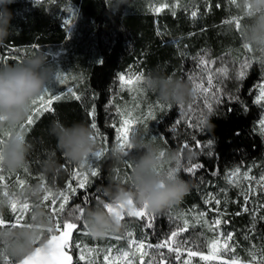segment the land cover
<instances>
[{"label":"trees","instance_id":"1","mask_svg":"<svg viewBox=\"0 0 264 264\" xmlns=\"http://www.w3.org/2000/svg\"><path fill=\"white\" fill-rule=\"evenodd\" d=\"M240 2L241 0H236L239 8L229 5L227 0H208L207 4L205 0H126L123 6H120V0H39V3L37 0H15L10 4L8 8L14 16L11 21L13 28L9 38L0 44V56L4 57L0 66H5V62L9 65L18 64L36 52H43L54 72L63 73L67 77L64 84H57L53 77L48 85L52 93L62 97L59 101H54V112L40 117L34 126L25 131L26 139L32 145L27 157L29 173L36 179L42 175L54 191L65 188L71 169L78 165L71 163L65 167L67 160L56 150V138L49 134V129L54 123L71 126L83 122L89 126L88 121L91 118L87 113L95 105L98 128L102 135L109 138V152L103 158V163L97 162L102 169V175L95 179L89 192L95 194L99 189L102 197L103 188L109 185L129 186L130 182L125 184L123 181L125 175L130 176V169H127L125 164L117 165L110 152L115 142L112 139L114 130L109 126L113 117L117 121L120 119L114 108L132 102L127 91L120 92L116 82L118 74H126L129 70L137 68L146 77L164 75L181 79L183 70H193L194 62L191 56L202 52L208 53L213 60H235L237 65L244 56L258 60L261 55L259 51L254 49L253 53H247L242 48L244 37L235 30L234 24L225 23L235 15H243ZM68 5L79 8L76 28L71 37L63 24ZM158 5L167 6L159 12L153 11ZM173 10L176 12L175 16L172 15ZM192 11L197 12V17H191ZM247 22V17L241 21L242 30ZM49 47L64 50L60 59H51L46 53ZM181 53H186V57H182ZM257 77L258 72L251 70V75L246 77L238 93L240 100L226 104L215 115H209L204 126L205 131L197 133L202 141L211 139L213 145L212 154L203 155L196 152L195 160L203 162L208 168L217 164V176L200 173L199 175L209 182L202 185L197 178L179 174L191 182L192 189L179 204L170 207L174 214L191 212L195 207L199 210L207 208L203 203V193L208 186L217 183L226 185L224 188L231 189L227 193L231 202H222L221 206L226 207L224 220L230 223H223V227L227 231L233 230L236 237L246 244L249 242L242 239V232L249 226L254 210L264 205V198L253 197L248 205V213L234 215L242 211L244 201L236 188L230 187L225 181V174L234 166L246 168L252 163H264V141L258 134L257 123L261 114L260 105L254 104L255 95H249V90L259 82ZM184 81L192 85L187 79ZM69 88L81 96L80 101L75 100L68 92ZM145 96L146 99H138L141 101L140 110L145 112L148 103L162 102L159 96L149 89ZM245 102L248 110H242ZM172 106L171 110H167V115H162L159 109H155L159 122H148L150 135L158 137L153 143L159 145L166 153L176 150L175 141L170 137L166 142L159 139L166 134V126L178 115V105ZM228 107H231L232 111H227ZM254 125L257 129L255 132ZM140 131H143L141 126ZM140 137L145 142H150L147 136L140 134ZM96 143L98 147L102 146L101 140L98 139ZM51 152L55 153V158L61 166L55 176L51 173L44 174L42 169V161ZM117 173L120 177L119 183ZM224 198L223 196L221 200ZM68 207H71V201ZM91 207L94 206L90 204L87 209ZM44 209L47 212V209ZM256 215L258 222L251 240L259 247L264 239V224L259 223V218L264 217V210L256 212ZM3 216L5 220L13 221L9 209L3 210ZM158 219V224L161 220L163 223L166 221L164 217ZM80 223L82 222L78 223L79 226ZM158 224L151 234L152 242L156 241ZM83 240L91 246L108 242L107 237H83Z\"/></svg>","mask_w":264,"mask_h":264},{"label":"snow or ice","instance_id":"2","mask_svg":"<svg viewBox=\"0 0 264 264\" xmlns=\"http://www.w3.org/2000/svg\"><path fill=\"white\" fill-rule=\"evenodd\" d=\"M37 2L39 3V0ZM227 2L229 5H236L239 8L236 0H227ZM205 3L207 4L208 0H205ZM166 6L164 5V7ZM66 10L75 15L72 9ZM153 11L159 12L160 8H155ZM250 14H252L251 5H247L243 11V15H235L233 19H228L225 23L234 24L235 30L241 37H244L241 21ZM172 15H176L175 10L172 11ZM191 17H197V12L192 11ZM71 23L70 19H64L63 24L67 31ZM242 48L247 53H253L254 51V48L247 42L242 44ZM256 50L261 54L258 60L254 61L250 57L244 56L238 65L235 60L226 58H218L216 60L206 58V52L191 56L194 62L193 70H183L181 72V79H187L192 84L193 91L197 93V96L187 105H178L177 117L166 126V134L159 137L164 142L169 137L175 141L176 150L181 154V162L175 165L169 162H162L156 170L158 175L171 179L177 174H187L188 177L197 178L202 185L209 182L205 181L203 176L199 175L200 173L217 176L219 170L217 164H213L211 168H208L203 162L185 157V153L192 151L195 153L201 152L203 155L212 154L213 141L211 139L202 141L197 133L205 131L204 126L209 115H215L221 107L240 100L238 93L246 77L251 75V70L253 69L258 72L257 79L259 83L254 84L253 88L249 90V95H255L254 104L260 105V111L264 113V48ZM186 55V53H181L182 57H186ZM3 60L4 57L0 56V62H3ZM217 64L220 66L214 68L213 66ZM145 78L146 76L143 72L137 74L133 71H129L127 74L121 73L117 76L116 82L118 83L120 92L124 93L127 91L130 100L133 102L132 107H128L127 105L116 106V115L120 119L117 121L113 117L109 126L111 130H114L112 137L115 142L114 145L118 146L125 153L132 151L130 139L139 133L137 126L143 128L142 134L147 136L150 142H155L158 137L150 135L148 122H159L155 109H159L162 115H167V110H171L173 107L171 104L165 105L157 101L155 104L148 103L146 112L140 110L141 104L135 102L141 98L146 99L145 93L148 88L145 86ZM55 79L58 83L64 84L67 77L63 73L57 72ZM257 91L258 94H255ZM68 92L75 100H81V96L77 95L71 88L68 89ZM61 98V95H56L51 92L50 88L45 87L43 93L32 100L30 114L25 122L20 125L24 134L30 126H34L39 121L40 117L53 113L54 101H59ZM121 100H123L122 96ZM137 110L140 111L137 112ZM242 110H248L246 102ZM227 111H232V108L228 107ZM87 116L91 118L88 124L93 131L92 139L96 142L98 139L101 140L102 146L90 155L91 159L88 157L84 163L71 169L70 179L66 182L63 190L53 191L52 187L47 185L42 175L38 177L39 183L43 188V198L40 201V206L47 209V218L51 226L41 229L39 236L33 241V244L36 245L34 251L23 259H16L10 256L6 246L0 243V262L2 264H74V257H76L75 264H81V262L83 264H100L99 257L101 255L102 264H193V258L196 257L200 261L218 260L219 264H264V239L261 240L259 247L255 241L251 240V235L255 234L258 222L256 212L264 210V205H260L254 210L250 216L249 226L242 232V239L249 242L247 248H244L239 242L230 243L234 240V232H229L226 235L217 232L222 223L228 224L230 221H222L220 218L213 220L210 225L213 238L207 241L201 232L196 231L198 227L202 226L201 221L204 220L205 213L201 212L196 217V223L190 224L189 219L185 218V216L174 215L171 208L168 212L171 227L168 233L153 244L150 240H147L145 234L150 235L156 229L158 220L153 213L147 210L146 205L142 207L136 206L131 199L126 201V203H119L115 206L111 203L105 204L107 211L115 215L122 222L124 228L123 234H109L105 236L108 238V242L104 245L98 244L97 246L90 247L85 243L83 237H92L87 230L85 210L90 204L94 207L97 206L101 197L99 189H97L95 194H91L89 189L95 182V179L102 175V169L97 164V161L103 163V158L109 152V138L102 135L98 128L95 105L92 106ZM256 130V125H254L253 131L255 132ZM258 134L262 141H264V116L258 117ZM9 135V132L0 130V149H2L6 137ZM165 154L166 152L161 149L159 158L162 161ZM213 160H215L214 155ZM70 164L67 161L65 167L67 168ZM124 164L127 169H131L133 166V162L128 156H126ZM253 167H255V164ZM4 171L0 167V182L5 179V176L2 174ZM23 171L28 173V167L25 166ZM240 171V167L237 166L233 171L228 172V184L234 182L231 178L239 176ZM250 171L251 168L244 172L243 179L248 181L255 180L256 185L261 186L260 192L264 193V172L257 179L249 175ZM11 173L9 172V174ZM117 182H120L118 173ZM123 182L128 184L130 176L125 175ZM17 184L19 190H23L26 186H29L24 179H18ZM237 187L239 188L238 195L242 196L244 201L242 211L234 214L239 216L249 212L248 205L251 202L249 194L253 193L254 189L251 186L245 188L237 185ZM230 190V188H219L215 194L208 192L203 203L206 205L215 203L217 205L215 211L223 216L226 213H221L218 206L222 202L224 204L231 202L227 197V193ZM221 195L225 197L223 201L218 198ZM0 197L8 199L9 205L7 209L10 210V214L13 215L14 220V222L9 224L3 216H0V230L22 229L25 226L32 227L31 224L24 223V220L26 214L35 206L33 203H30L27 199L21 202L16 198L15 192L11 191L7 184H0ZM70 201L71 207H68ZM126 218H135V220ZM79 222L82 223H80L78 228ZM133 222L143 230L141 236L144 239L134 238V233L127 227V225ZM259 223L264 224V217L259 218ZM73 230H76V232L74 233ZM190 233L192 235H188ZM112 240L117 241V243L112 244ZM204 247L207 248V255L200 250ZM237 247H240L241 251L248 255L249 259L247 261L242 260L235 254ZM222 253L230 256V258H221ZM185 255L186 259L184 258Z\"/></svg>","mask_w":264,"mask_h":264},{"label":"clouds","instance_id":"3","mask_svg":"<svg viewBox=\"0 0 264 264\" xmlns=\"http://www.w3.org/2000/svg\"><path fill=\"white\" fill-rule=\"evenodd\" d=\"M15 0H0V44L12 34L11 21L14 16L8 6ZM126 0H120L123 6ZM251 5L252 14L247 16L244 26V40L254 49L264 48V0H241L240 8L245 10ZM118 10V9H117ZM54 76V69L43 52H36L16 65L0 66V130L10 133L0 149V167L15 173L28 164V154L32 145L27 141L20 125L25 122L31 110V102L43 93ZM145 86L154 91L162 102L172 105H185L191 101L193 91L188 82L164 75H150L145 78ZM49 134L56 138V150L64 159L74 165H80L97 150V143L92 139L93 131L85 123L64 126L54 123ZM132 151L125 153L113 145L111 158L117 165L124 164L128 156L133 166L130 169L129 186L109 185L103 188L102 197L97 206L85 210L87 230L93 238L102 239L109 234L121 231L123 224L105 208L106 203L113 206L133 200L136 206H147L153 214H160L166 209L179 204L192 189L189 180L177 174L174 178H165L157 174L162 162L177 164L181 162L178 150H169L163 161L159 158L160 147L153 142H145L139 134L130 139ZM195 152L188 151L185 157L193 158ZM44 174L53 176L59 173L55 153L51 152L42 161ZM21 202L25 199L35 206L30 212L32 227L0 230V243L6 246L10 256L23 259L34 251L33 241L41 229L49 225L47 212L40 206L43 188L40 183L26 186L15 192ZM106 197L107 199H104ZM9 205L5 197H0V213Z\"/></svg>","mask_w":264,"mask_h":264},{"label":"rangeland","instance_id":"4","mask_svg":"<svg viewBox=\"0 0 264 264\" xmlns=\"http://www.w3.org/2000/svg\"><path fill=\"white\" fill-rule=\"evenodd\" d=\"M72 9L73 11H74V13H75V15H72V13L71 12H69V11H67V10H65V14H64V18H63V21H64V19H70L71 21H72V23H71V25H70V28H69V30H68V33H69V36L71 37V36H73L74 35V31H75V28H76V26H75V21H77V19H78V14H79V8L78 7H75V6H73V5H68V7L66 8V9ZM156 8H160V10H162L163 8H164V5H162V6H156ZM38 49H42V48H38ZM46 53L51 57V59L52 60H57V59H60V57H61V55H63V53H64V50L63 49H57V50H54L53 48H50L49 47V49H47V51H46ZM206 58H210V59H212L211 58V56L207 53V56H206ZM5 62V61H4ZM5 64V66H7V65H9L8 63H4ZM13 65H16V63H14ZM214 68L216 67V65H214L213 66ZM129 71H133V72H135V73H137V74H139L141 71H139L137 68H133V69H131V70H129ZM128 71V72H129ZM127 72V73H128ZM57 72H54V82L56 81V79H55V74H56ZM126 73V74H127ZM53 80V79H52ZM57 82V81H56ZM259 83V82H258ZM57 84H59L58 82H57ZM48 87V86H47ZM191 87V89H192V91H193V88H192V85L190 86ZM257 94H258V91H257ZM197 96V93L196 92H194L193 91V96H192V98H191V101L190 102H192L193 101V99L195 98ZM189 102V103H190ZM135 103H140L141 104V101L140 100H137ZM189 103H187V104H189ZM132 104H133V102H128V104H127V106L128 107H132ZM187 104H185V105H187ZM116 108H114V110H115ZM138 111H140V110H137V112ZM260 116H264V113H262L261 112V114H260ZM258 123V122H257ZM138 127V129H139V136H140V134L141 135H143L142 133H143V131L141 132L140 131V126H137ZM114 145V144H113ZM100 149V147H98L97 148V150H99ZM195 158H196V154H195V156L193 157V160H195ZM89 159H91V157L89 156ZM98 162V161H97ZM166 162V161H165ZM255 164V167H253V165ZM174 165V164H173ZM86 167H87V165L85 166V169H86ZM237 166H234V167H232V168H230L227 172H226V174H225V181L227 182V180L229 179V177H228V172H230V171H233L235 168H236ZM240 167V169H241V171H240V175L239 176H237V177H235V178H231V179H233V183L232 184H229L230 185V187H235L236 188V191L239 193V188L237 187V185H241V186H243V187H245V188H247V187H249V186H251L253 189H254V192L253 193H250L249 194V199L251 200L253 197H257V198H264V193H262V192H260V187L261 186H257L256 185V181L255 180H252V181H248V180H245V179H243V174H244V172H246V171H248L249 170V168H251V171H250V173H249V175L251 176V177H256L257 179H259V176H260V174L262 173V172H264V163H261V162H257V163H252V164H250L248 167H241V166H239ZM4 176H5V179H4V181H2V182H0V184H7L8 185V187H9V189L11 190V191H14V192H16V191H18L19 190V188L18 187H10L11 185H10V183H9V173L6 171V173H5V171L2 173ZM228 183V182H227ZM211 186H208V189L206 190V191H204V193H203V198L205 199L206 198V194L208 193V192H212V193H217L218 192V189L219 188H224V187H227L226 185H223V184H220V183H217V184H210ZM216 187H219V188H216ZM54 191V190H53ZM222 195L221 196H218V198H220V199H222ZM30 203H32L31 201H29ZM219 208H220V212L221 213H226V207L225 206H221V204L218 206ZM217 208V205H215V203H212V204H210V205H207V208L205 207V208H202V209H196V207L195 208H193V210L191 211V212H181L180 214H174V215H183V216H185V218H187V219H189V223L190 224H193V223H196V217L201 213V212H203V213H205L206 215H205V217H204V220L203 221H201V228H197L196 229V231L197 232H201L202 234H203V237H204V239L205 240H207V241H210L212 238H213V233H212V231H211V227H210V225H211V222L213 221V220H215V219H217V218H220V219H222V221L224 220V217H225V215H223V216H221L220 215V213H218V212H216L215 211V209ZM10 211V210H9ZM168 212H169V208L168 209H166L164 212H162V213H160V214H154L155 216H156V218H157V220H159L158 218L159 217H161V219L164 217V218H166V221H164V223H163V221L161 220V222H159V224H158V228H159V231H157L158 232V234H157V236H156V241L155 242H152L151 241V234H153V232L150 234V235H148L147 233L145 234L146 235V237H147V240H150L153 244L154 243H156L158 240H160L166 233H168V231H169V228L171 227V221L168 219ZM29 213H27L26 214V217H25V220H24V223H26V220H27V215H28ZM0 216H3V212L2 213H0ZM4 217V216H3ZM126 219H132L133 221L135 220V218H126ZM7 221V220H6ZM206 221V222H205ZM9 224L10 223H12V222H14V220L13 221H7ZM127 227L129 228V230L130 231H132L133 233H134V238H137V239H144V237H142L141 236V232L143 231L141 228H139L138 226H137V224L136 223H131V224H129V225H127ZM78 228H79V224H78ZM74 231V233L76 232V230H73ZM124 232V228H122L121 229V231H120V233H123ZM217 232L218 233H223V234H227V233H229V232H234L233 230H226V228L225 227H223V223L221 224V226L219 227V229H217ZM205 233H207V235H205ZM116 235H118L117 233H115ZM188 235H192V233H190V234H188ZM183 238V237H182ZM114 242H111L112 244H116L117 243V241H115V240H113ZM236 242H239V244L240 245H242L244 248H247L248 247V244H246L245 242H243V240H241V239H238L237 237H236V235H234V240L232 241V242H230V243H236ZM122 243V242H121ZM90 247H94V246H91V245H89ZM194 250H196V249H194ZM201 251H203L204 252V254L205 255H207L208 254V252H207V248L206 247H204V248H201L200 249ZM115 254V253H114ZM236 255H238L242 260H244V261H247L248 259H249V257H248V255L246 254V253H244V252H242L241 251V248L240 247H237L236 248V253H235ZM184 258L186 259L187 257H186V255L184 256ZM221 258H223V259H229L230 258V256H226V255H224L223 253L221 254ZM75 259H76V257H74V261H75ZM99 262H100V264H102V255L99 257ZM0 263H2V262H0ZM81 263H83V262H81ZM193 264H219V261L218 260H215V261H200L199 260V258L198 257H196V258H193Z\"/></svg>","mask_w":264,"mask_h":264},{"label":"crops","instance_id":"5","mask_svg":"<svg viewBox=\"0 0 264 264\" xmlns=\"http://www.w3.org/2000/svg\"><path fill=\"white\" fill-rule=\"evenodd\" d=\"M18 179H24L27 185L39 183V179H36L35 177H33V175H31L29 172L25 173L24 171L20 170L15 173H11L9 175V183L11 185L10 187H15V188L18 187V184H17ZM29 222H30V215L28 214L26 223H29Z\"/></svg>","mask_w":264,"mask_h":264}]
</instances>
